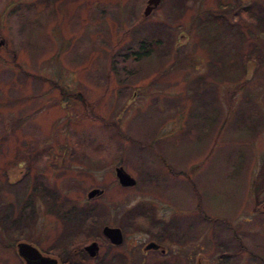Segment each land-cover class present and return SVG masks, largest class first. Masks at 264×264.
Segmentation results:
<instances>
[{"label":"rangeland","instance_id":"374dc122","mask_svg":"<svg viewBox=\"0 0 264 264\" xmlns=\"http://www.w3.org/2000/svg\"><path fill=\"white\" fill-rule=\"evenodd\" d=\"M49 1L0 0L1 227L44 249L82 246L83 216L154 205L201 224L204 239L233 225L244 242L264 156V0L248 1L250 16L227 6L236 0H162L148 18L145 0ZM140 39L149 56L110 64L106 46L130 52ZM118 164L134 185L117 183ZM92 186L105 191L88 198ZM228 245L234 264H251Z\"/></svg>","mask_w":264,"mask_h":264},{"label":"flooded vegetation","instance_id":"af4514ba","mask_svg":"<svg viewBox=\"0 0 264 264\" xmlns=\"http://www.w3.org/2000/svg\"><path fill=\"white\" fill-rule=\"evenodd\" d=\"M160 1L162 0H159L148 13L144 14L142 11V17H151L152 12L155 11ZM248 1L236 0L232 4H230L231 2L228 3L227 6L230 8L231 5L233 7L237 5L236 11L238 13L236 14L250 16L247 10ZM219 6L221 5L219 4ZM220 9H210V12L214 15L213 17L221 19L223 24L231 21L229 16H224V11ZM205 13L206 17L209 16V14ZM195 16L198 17V14H195ZM234 17L235 14H233ZM209 21L212 20L210 19ZM234 21L233 19L232 22ZM227 24L224 27L226 26L233 31L234 25ZM151 43L150 39L146 41L145 39H140L135 49L129 48L130 52L123 51L122 46L117 47L114 45L115 51L112 52L113 46H106L111 49L112 53L110 64L124 65L123 63L127 59L134 61L141 57L146 58L151 54ZM3 44H5L4 41ZM128 53H133L131 58L123 56ZM58 89L59 92L64 91L63 89ZM77 95L81 96L79 92H72L71 94L72 97H77ZM259 166L260 168L254 177L253 194L248 201L245 223L241 224L246 236L244 242L240 238L241 233L239 234L238 229L233 225L230 226V233L225 235V237L222 236L220 238L217 236L213 240H208L202 236L201 224L198 226L194 224L193 226V223H188L186 220L183 223H179L165 207L160 208L165 210L158 212L159 215H156L155 209L157 207L151 205V207H146L145 211H139L140 215L124 216L123 211H120L121 214H117L115 206L116 211L113 213L114 216L111 221L105 220L95 223L96 220L101 219L89 216L83 218L86 226L85 234L82 235L85 236H80L87 240L82 246L64 238L61 239L62 242L58 239L56 244L54 239L51 250L44 249L33 243V239L29 238L31 234L28 237H26L27 233L21 235L19 241H25L34 246L39 252V257L18 253L17 243L19 241L16 242V237L7 231V228L10 230V224L4 220L2 222L3 227L0 225V264H42L40 255L46 257V259L53 258L52 262H46L45 264H234V256L236 254L229 250V243L233 246L236 245V247L238 245L237 249H242L245 252L246 262L264 264V156L261 158ZM1 173L5 176L8 175L3 170ZM7 181L10 182V179L8 178ZM97 188L101 190L97 194L105 191L104 187ZM0 207L4 209V212L10 209V206L6 203H0ZM107 207L108 205H105V211ZM62 219L68 220L69 218L63 217ZM103 225L117 227L119 231L110 237L101 231ZM99 226L100 228H98ZM91 242H94L92 248H85ZM207 243L215 244V260L208 254L212 252V249L208 251L206 248L208 246Z\"/></svg>","mask_w":264,"mask_h":264},{"label":"water","instance_id":"95a60500","mask_svg":"<svg viewBox=\"0 0 264 264\" xmlns=\"http://www.w3.org/2000/svg\"><path fill=\"white\" fill-rule=\"evenodd\" d=\"M158 2H159V0H146V4L144 6L143 13L144 14L148 13L150 11V9L153 6H155ZM3 41L4 40L2 38H0V44H2ZM114 173H115V176H116L119 184H121V185H132L135 181L134 178L131 175H129L121 166H115ZM100 191L101 190L98 188H95V187L91 188L86 192V196L91 197L94 194L99 193ZM101 231L104 234L112 237V235H114L116 232H118L119 229L117 227H111L108 225H103L101 228ZM92 244H94V242L87 244L85 246V248H92ZM17 251L19 254H22V255L31 256V257H39V252L37 251V249L34 246L30 245L29 243H26L23 241H20L17 243ZM89 253H91V252H89ZM40 258H41L42 264H45L46 262H52L53 261V258H50V257H48L50 259H46V257H43L40 255Z\"/></svg>","mask_w":264,"mask_h":264},{"label":"trees","instance_id":"16d2710c","mask_svg":"<svg viewBox=\"0 0 264 264\" xmlns=\"http://www.w3.org/2000/svg\"><path fill=\"white\" fill-rule=\"evenodd\" d=\"M48 0H46V2H47ZM49 2H51V5L53 6V7H55L54 6V4H53V0H51V1H49ZM47 5H48V3H46ZM33 13H35V12H29V14H33ZM28 14V13H27ZM21 16V18H25V19H27L28 20V18L30 17V16H28V17H26V16H24V15H20ZM37 17V16H36ZM31 18V17H30ZM31 21H32V19H31ZM12 62H13V64L14 65H17V62H15L14 61V57H13V59H12ZM17 68H21V70H22V73H24L26 76H29V75H33V74H31L29 71H27V70H24V69H22V67H20V66H18L17 65ZM32 77H36V78H40V79H43V80H45L46 78L43 76V77H41V76H36V75H34V76H32ZM80 213V212H79ZM83 218H84V216H83ZM82 234H85V232H83V233H80L79 234V236L80 235H82ZM82 236H85V235H82Z\"/></svg>","mask_w":264,"mask_h":264}]
</instances>
